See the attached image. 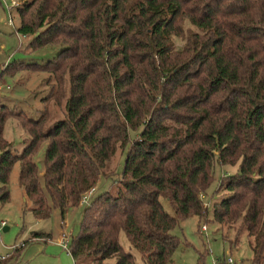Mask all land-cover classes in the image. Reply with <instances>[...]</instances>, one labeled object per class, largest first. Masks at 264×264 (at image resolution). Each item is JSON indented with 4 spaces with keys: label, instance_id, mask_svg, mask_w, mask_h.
Masks as SVG:
<instances>
[{
    "label": "trees",
    "instance_id": "16d2710c",
    "mask_svg": "<svg viewBox=\"0 0 264 264\" xmlns=\"http://www.w3.org/2000/svg\"><path fill=\"white\" fill-rule=\"evenodd\" d=\"M22 4L16 31L32 37L31 48H59L43 65L11 63L5 70L43 71L50 83L38 119L0 104V184L17 163V184L34 218L46 220L57 209L62 219L125 150L114 190L82 203L68 249L73 264H136L131 251L142 264H166L179 245L172 229L209 212L216 223L245 231L250 264H263L264 0ZM184 22L194 30H184ZM48 101H63L64 111L50 124ZM8 118L27 134L19 154L2 136ZM41 143L39 172L32 156ZM214 163L237 167L219 178L215 191L225 194L209 211L200 195L214 181ZM50 236L36 232L31 239ZM23 247L14 246L0 264L17 263Z\"/></svg>",
    "mask_w": 264,
    "mask_h": 264
},
{
    "label": "rangeland",
    "instance_id": "374dc122",
    "mask_svg": "<svg viewBox=\"0 0 264 264\" xmlns=\"http://www.w3.org/2000/svg\"><path fill=\"white\" fill-rule=\"evenodd\" d=\"M9 5V0H3ZM23 5L25 0H14ZM9 12L12 26L8 25ZM19 25L17 7L4 8L0 0V84L8 88H0V104L12 109L14 114L20 117L38 119L43 111L42 98L49 91V81H46L47 74L43 71L22 69L16 73L5 71L12 67L8 64H37L43 65L54 58L57 49L56 45L46 44L31 48L29 42L31 36H23L16 29ZM183 29H191L187 22L183 23ZM176 46H180L179 39H173ZM4 70V72H2ZM49 104L50 124L55 119L61 118L63 111V101ZM21 114V115H20ZM3 138L11 144L12 150L19 154L24 147V139L27 134L16 118H8L2 131ZM45 144L41 143L32 156L33 162L39 172L42 171V157ZM125 150L120 153L115 152L109 160L105 176L100 177L89 198L98 195L109 189L112 182L119 178L123 166ZM237 165L220 166L214 163V181L211 183L204 195H200L203 205L208 206L223 197L225 191L220 189L215 191V187L221 176L232 174L236 171ZM18 164L12 167L6 184H0V258L11 254L14 246L23 244L20 258L17 263L13 259L4 264H73L68 253L71 238L75 237L79 231L83 206L78 208H68L61 219L57 209H52L50 217L46 220H37L30 213V203L24 200L22 189L17 184ZM3 186V187H2ZM115 186V184H114ZM1 189L7 192V198L2 201ZM163 208L172 214V209L164 198H159ZM199 219L196 216L188 217L180 221L179 225L172 229L171 233L179 240V245L172 253L170 262L166 264H229L227 258L232 260L231 264H250L252 256L248 237L245 231H237L236 226L220 225L212 220L209 212L206 219ZM6 229L3 230L2 228ZM204 227V230L202 228ZM63 229V230H62ZM64 231L68 235L66 247H63L59 240L60 232ZM36 232H49L48 239H31ZM121 244L127 250L128 244L121 238ZM136 264H142L138 254L131 251ZM85 260H82V263ZM264 264V263H263Z\"/></svg>",
    "mask_w": 264,
    "mask_h": 264
},
{
    "label": "built area",
    "instance_id": "2783aa9c",
    "mask_svg": "<svg viewBox=\"0 0 264 264\" xmlns=\"http://www.w3.org/2000/svg\"><path fill=\"white\" fill-rule=\"evenodd\" d=\"M3 5H4V8L8 11L10 8H15L18 6L19 3L15 2L14 0H9V5L6 4L3 0ZM7 15H8V20H7V23L8 25L12 26V21H11V17H10V14L9 12H7ZM3 86L0 84V88H2ZM3 88H8L7 85H5ZM93 189H90L89 191H87L81 198L79 204H82V203H85L89 197V195L92 193ZM63 230V229H62ZM61 230V231H62ZM202 230H204V227L202 228ZM59 240L61 242V244H63V247H66V242L68 241V235L62 231L60 232V236H59ZM227 263L231 264L232 263V260L230 258H227Z\"/></svg>",
    "mask_w": 264,
    "mask_h": 264
},
{
    "label": "crops",
    "instance_id": "0c3cea01",
    "mask_svg": "<svg viewBox=\"0 0 264 264\" xmlns=\"http://www.w3.org/2000/svg\"><path fill=\"white\" fill-rule=\"evenodd\" d=\"M92 193H93V191H92ZM92 193H91V194H92ZM91 194H90V195H91ZM90 195H89V197H90ZM89 197H88L87 201L89 200ZM23 201H24V199H23ZM79 206H81V204H78L75 208H78ZM73 208H74V207H73ZM65 212H66V211H65ZM3 228H4V227H3Z\"/></svg>",
    "mask_w": 264,
    "mask_h": 264
},
{
    "label": "water",
    "instance_id": "95a60500",
    "mask_svg": "<svg viewBox=\"0 0 264 264\" xmlns=\"http://www.w3.org/2000/svg\"><path fill=\"white\" fill-rule=\"evenodd\" d=\"M3 230H5L6 228L4 227V228H2Z\"/></svg>",
    "mask_w": 264,
    "mask_h": 264
}]
</instances>
